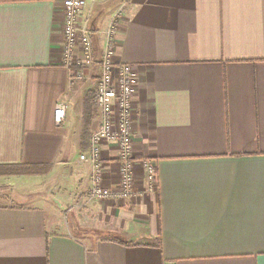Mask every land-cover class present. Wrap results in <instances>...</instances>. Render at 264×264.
Returning <instances> with one entry per match:
<instances>
[{
    "label": "crops",
    "instance_id": "1",
    "mask_svg": "<svg viewBox=\"0 0 264 264\" xmlns=\"http://www.w3.org/2000/svg\"><path fill=\"white\" fill-rule=\"evenodd\" d=\"M118 8L113 59L134 76V195L103 199L80 153L99 124L93 91ZM61 10L0 0V163H50L0 175V264H264V0H83L92 59L70 67ZM100 158L116 187L115 145ZM142 158L155 163L154 189Z\"/></svg>",
    "mask_w": 264,
    "mask_h": 264
},
{
    "label": "built area",
    "instance_id": "2",
    "mask_svg": "<svg viewBox=\"0 0 264 264\" xmlns=\"http://www.w3.org/2000/svg\"><path fill=\"white\" fill-rule=\"evenodd\" d=\"M83 0H61L62 6V60L67 66L88 64L92 53L89 30L79 27L77 15ZM120 8L116 9L105 29L104 49L99 60V74L93 91V100L99 109V124L90 134L88 150L80 153L91 165L90 194L96 198H124L134 195V158L132 155V124H133V67L129 63L115 62L114 43L118 30ZM82 53V59L76 55ZM83 72L78 69L72 79L81 78ZM67 103L59 101L53 110L54 122L64 120ZM115 145L118 160V182L116 187L103 184L101 145ZM146 188L154 189L156 168L152 159L142 158Z\"/></svg>",
    "mask_w": 264,
    "mask_h": 264
},
{
    "label": "trees",
    "instance_id": "3",
    "mask_svg": "<svg viewBox=\"0 0 264 264\" xmlns=\"http://www.w3.org/2000/svg\"><path fill=\"white\" fill-rule=\"evenodd\" d=\"M50 168V163H0V175L42 174Z\"/></svg>",
    "mask_w": 264,
    "mask_h": 264
}]
</instances>
